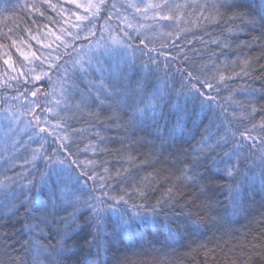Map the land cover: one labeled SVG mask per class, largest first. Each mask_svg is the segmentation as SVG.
I'll return each mask as SVG.
<instances>
[{
    "label": "trees",
    "instance_id": "trees-1",
    "mask_svg": "<svg viewBox=\"0 0 264 264\" xmlns=\"http://www.w3.org/2000/svg\"><path fill=\"white\" fill-rule=\"evenodd\" d=\"M167 4L134 8L128 62L97 67L106 5L0 0V113L56 79L70 97L0 144V264H264V162L240 136L264 117V0Z\"/></svg>",
    "mask_w": 264,
    "mask_h": 264
},
{
    "label": "rangeland",
    "instance_id": "rangeland-1",
    "mask_svg": "<svg viewBox=\"0 0 264 264\" xmlns=\"http://www.w3.org/2000/svg\"><path fill=\"white\" fill-rule=\"evenodd\" d=\"M72 1H76L79 3V6L84 7L86 11H88V17L95 11L94 9H89L88 5L98 3V0ZM157 1L158 0H128V3L125 2L126 4L124 5L122 0H113L111 8L108 6L109 3L104 4L106 5L104 8H107V13L100 12L103 15V17H99L102 21V24L99 23L95 26L96 28L93 27V29H91L90 32L92 34V43L84 47L83 52L88 53L91 59H94V56L105 55L107 57H105V60L102 61L94 60V63L96 64L95 66L97 67H99L103 62H105L104 66L111 67H120L123 63L125 64L128 62V54L130 53L131 47L126 38L129 35V31H135L136 24L134 18L129 17V15L133 14L135 11L134 8L138 7L140 9L139 14L141 17L144 19L153 17L154 8L146 6L149 4L157 5ZM169 1L173 3L176 0ZM129 5H136V7H130ZM121 8H124L125 10H121ZM157 13L158 8L155 9V14ZM117 19L120 21H117ZM153 25L155 24H149L148 22L143 23L142 29L147 30L148 28H152ZM74 64L86 65L84 60H81L80 57L77 61L73 59L71 65L74 66ZM64 86V79H56V81L53 80V82L50 83V86L48 87L49 96L46 95V97L43 96L39 87H35V100L34 98L29 101L20 100V102H17L15 110L0 113V144L14 142L16 137L20 136L30 126H34V128L35 126H38L37 131L44 129V132L46 133L50 130H54L55 126H57V122L49 118L48 110L51 113H56L57 109L60 108V102L64 104L69 103L70 97L67 98V95L64 92L66 91ZM37 101L38 104H40L42 101L41 107L45 108L46 110L37 108ZM30 131H32V128Z\"/></svg>",
    "mask_w": 264,
    "mask_h": 264
},
{
    "label": "snow or ice",
    "instance_id": "snow-or-ice-1",
    "mask_svg": "<svg viewBox=\"0 0 264 264\" xmlns=\"http://www.w3.org/2000/svg\"><path fill=\"white\" fill-rule=\"evenodd\" d=\"M105 4V0H98V3H94V4H89L88 5V8L89 9H94L95 11L93 12V15L95 14H98L99 11L101 10L102 6ZM130 7H136V5H129ZM235 6V5H233ZM114 7V6H113ZM146 7H155V8H162V7H168V4H167V0H164V4L163 5H147ZM176 7H180L179 5H177ZM137 11H140V9L137 7ZM240 16H243L244 14L243 13H240L239 14ZM164 19H171V17H168V16H165L163 17ZM78 19H88V17H83V18H79ZM261 20L264 21V16L261 17ZM248 23H252V24H255L256 23V20L255 19H252V20H249L247 21ZM130 26V25H129ZM27 58V57H25ZM7 63V61H6ZM190 77L192 76L191 73L188 74ZM39 77H37L38 79ZM195 79H199L198 77H193ZM207 87H212L211 84H208L206 85ZM137 87L138 88H142L143 85L138 83L137 84ZM193 88H196L195 85L192 86ZM33 95H35V93H33ZM201 96H203V93H200ZM251 112L252 113H255L256 112V108L253 106L252 109H251ZM251 114V113H250ZM259 128L260 129V132L258 133V136H252L251 135V132L255 129ZM44 129H41V132H43ZM240 136L243 138V139H246V140H252L253 143L250 145V148H253L255 149L256 148V141L259 137V144H260V148L258 149V151L261 152V159H262V162H264V117L261 118V121L259 124H252L251 128H246L245 131L241 132L240 133ZM244 145L243 144H237L236 147L239 149V148H242ZM227 155V154H226ZM237 159H239V157L237 156ZM59 163H63V161H60ZM236 166L233 165L231 167H228L227 168V174L229 176H232L233 175V169L235 168ZM186 179H194V177H186ZM171 191V190H169ZM61 195L62 197L64 198V201L66 203H69L70 205H75L77 203H80V200H79V197L76 196V194L71 190V189H68V188H65V189H61ZM121 199H123V197H121ZM86 203V202H84ZM93 211H96L95 209ZM69 219L70 220H74L75 219V213H70L69 214ZM129 224V221L125 220L123 221V224L121 225V227H126L127 225ZM68 239H71V236L70 234L65 231L64 232V235H63V238L59 241L60 245H61V248H63L65 242L68 240Z\"/></svg>",
    "mask_w": 264,
    "mask_h": 264
}]
</instances>
